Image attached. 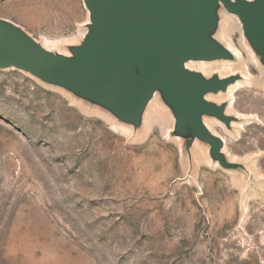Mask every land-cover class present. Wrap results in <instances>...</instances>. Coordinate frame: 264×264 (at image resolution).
Instances as JSON below:
<instances>
[{
    "label": "rangeland",
    "instance_id": "1",
    "mask_svg": "<svg viewBox=\"0 0 264 264\" xmlns=\"http://www.w3.org/2000/svg\"><path fill=\"white\" fill-rule=\"evenodd\" d=\"M216 40L233 61L193 62L241 79L207 96L236 119L204 118L224 170L189 155L155 97L134 131L30 74L0 69V264H264V69L237 18L219 10ZM0 19L68 56L89 23L82 0H0Z\"/></svg>",
    "mask_w": 264,
    "mask_h": 264
},
{
    "label": "water",
    "instance_id": "2",
    "mask_svg": "<svg viewBox=\"0 0 264 264\" xmlns=\"http://www.w3.org/2000/svg\"><path fill=\"white\" fill-rule=\"evenodd\" d=\"M89 23L69 55L53 53L25 32L0 19V69L14 68L62 88L111 114L119 123L140 128L155 97L170 111L172 135L209 148V158L224 170L223 141L204 118L226 128L236 119L226 103L207 96L225 93L241 79L213 74L206 78L188 63L233 61L215 38L219 10L237 18L245 41L264 69V0H82Z\"/></svg>",
    "mask_w": 264,
    "mask_h": 264
}]
</instances>
